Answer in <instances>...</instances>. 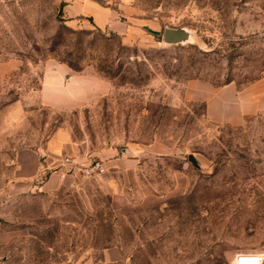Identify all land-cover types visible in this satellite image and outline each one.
<instances>
[{
  "label": "rangeland",
  "instance_id": "obj_1",
  "mask_svg": "<svg viewBox=\"0 0 264 264\" xmlns=\"http://www.w3.org/2000/svg\"><path fill=\"white\" fill-rule=\"evenodd\" d=\"M86 1L109 9L121 33L68 20L69 1L0 0V264H230L264 253V0ZM180 27L191 44L162 42ZM57 66L69 70L62 85L87 78V98L68 112L40 101ZM191 82L231 85L260 109L239 126L212 123L185 98ZM62 128L60 157L105 172L56 175L48 193L7 190L16 151L41 159Z\"/></svg>",
  "mask_w": 264,
  "mask_h": 264
},
{
  "label": "crops",
  "instance_id": "obj_2",
  "mask_svg": "<svg viewBox=\"0 0 264 264\" xmlns=\"http://www.w3.org/2000/svg\"><path fill=\"white\" fill-rule=\"evenodd\" d=\"M68 4L64 13L68 20L73 21L77 18L88 17L92 19L98 29H108L113 32L121 33V26L116 24L111 17V11L100 7L92 1L83 0H61ZM55 75L45 73L42 80V92L40 101L43 106L52 108L57 112H68L77 108L87 97L82 85L86 84L87 78L78 75L70 76L63 83L69 70L65 66H57ZM91 81V80H90ZM94 83H98L93 79ZM98 85L103 87V82L99 80ZM231 85L221 89H209L207 84L191 82L188 84L185 98L204 103L206 118L216 124L239 126L248 115L256 113L260 107L256 104H249L243 93H233ZM233 93V94H232ZM102 90L100 89V93ZM13 107V106H12ZM264 108V107H262ZM70 142V135L64 129H59L49 137L46 143V153L41 159L32 154L17 152L12 161L13 169L8 182L7 190L14 188L16 193L32 191V193H48L50 191V181L54 176L65 178L66 174L60 169L62 157L60 155L65 150L66 144ZM79 166L85 167L89 163L87 160H73ZM103 168H104V164ZM25 166L27 169L25 170ZM73 173H78L73 171ZM44 178V180H43ZM1 188V186H0ZM18 191V192H17ZM0 209H2V190H0ZM104 261L108 262L107 252Z\"/></svg>",
  "mask_w": 264,
  "mask_h": 264
},
{
  "label": "built area",
  "instance_id": "obj_3",
  "mask_svg": "<svg viewBox=\"0 0 264 264\" xmlns=\"http://www.w3.org/2000/svg\"><path fill=\"white\" fill-rule=\"evenodd\" d=\"M59 167L65 174L76 171L81 173L83 178H94L105 172L102 163L96 160L91 161L88 166L82 167L76 164L73 159L64 157ZM230 264H264V253H235Z\"/></svg>",
  "mask_w": 264,
  "mask_h": 264
},
{
  "label": "water",
  "instance_id": "obj_4",
  "mask_svg": "<svg viewBox=\"0 0 264 264\" xmlns=\"http://www.w3.org/2000/svg\"><path fill=\"white\" fill-rule=\"evenodd\" d=\"M162 42L166 45H185L192 43V36L190 30L184 27L180 28H166L163 30ZM189 162L196 169L199 168L196 159L190 155Z\"/></svg>",
  "mask_w": 264,
  "mask_h": 264
},
{
  "label": "trees",
  "instance_id": "obj_5",
  "mask_svg": "<svg viewBox=\"0 0 264 264\" xmlns=\"http://www.w3.org/2000/svg\"><path fill=\"white\" fill-rule=\"evenodd\" d=\"M63 5H64V4H61L62 7H63ZM72 69H73L74 71H78L76 68H73V67H72Z\"/></svg>",
  "mask_w": 264,
  "mask_h": 264
}]
</instances>
